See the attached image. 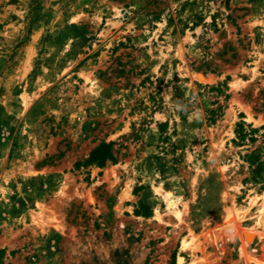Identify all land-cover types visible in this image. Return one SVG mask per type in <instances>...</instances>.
I'll return each instance as SVG.
<instances>
[{"label":"rangeland","instance_id":"1","mask_svg":"<svg viewBox=\"0 0 264 264\" xmlns=\"http://www.w3.org/2000/svg\"><path fill=\"white\" fill-rule=\"evenodd\" d=\"M172 256L264 264V0H0V264Z\"/></svg>","mask_w":264,"mask_h":264},{"label":"trees","instance_id":"2","mask_svg":"<svg viewBox=\"0 0 264 264\" xmlns=\"http://www.w3.org/2000/svg\"><path fill=\"white\" fill-rule=\"evenodd\" d=\"M113 142H101L92 149L86 163H97L102 166L107 160L114 159L112 151ZM150 209L148 205L141 203L140 209H136V213L148 216ZM170 264H174V256H172Z\"/></svg>","mask_w":264,"mask_h":264}]
</instances>
